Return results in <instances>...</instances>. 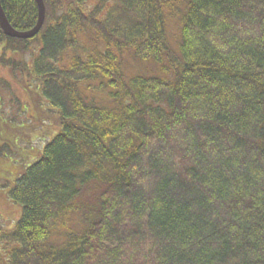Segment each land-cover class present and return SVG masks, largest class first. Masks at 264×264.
I'll return each instance as SVG.
<instances>
[{"label": "trees", "instance_id": "obj_1", "mask_svg": "<svg viewBox=\"0 0 264 264\" xmlns=\"http://www.w3.org/2000/svg\"><path fill=\"white\" fill-rule=\"evenodd\" d=\"M0 2L17 30L36 25L35 0ZM44 2L34 37L0 26L3 51L22 55L2 63L62 127L10 190L22 215L0 225V264H264V0ZM127 50L162 73L127 76Z\"/></svg>", "mask_w": 264, "mask_h": 264}, {"label": "rangeland", "instance_id": "obj_2", "mask_svg": "<svg viewBox=\"0 0 264 264\" xmlns=\"http://www.w3.org/2000/svg\"><path fill=\"white\" fill-rule=\"evenodd\" d=\"M18 13L20 14L19 11ZM179 29V19H170L169 38L175 48L178 44ZM92 33L90 32L95 37ZM85 41L89 45L91 37H85ZM36 46L37 43L34 44V47ZM79 54L86 57L84 48L79 50ZM32 55L31 52L25 54V57L31 60V65L34 59ZM3 57L7 59L3 61L6 64L9 59L20 61L22 55L12 54L11 50L4 52L3 47H0V146L7 144L0 154V225L8 229L12 228L22 215L21 205L10 199V190L27 167L41 157L43 145L57 135L62 127L58 111L45 99L35 80L3 64ZM122 60L129 77L136 74L158 75L163 71L162 64L136 58L132 50L122 52ZM92 91H87L88 95L96 96L103 102L109 101L105 94ZM104 190L105 185L97 181L81 187L78 202L87 217L85 222L97 217L100 196ZM74 218L76 221L73 225L83 219L77 215ZM1 247L0 245V253L3 250ZM94 254L99 256L97 251Z\"/></svg>", "mask_w": 264, "mask_h": 264}, {"label": "water", "instance_id": "obj_3", "mask_svg": "<svg viewBox=\"0 0 264 264\" xmlns=\"http://www.w3.org/2000/svg\"><path fill=\"white\" fill-rule=\"evenodd\" d=\"M35 1L38 5V20L36 25L28 31H18L11 25L9 19L7 18V14L0 2V25L6 35L19 38H32L40 32L46 18V6L44 0Z\"/></svg>", "mask_w": 264, "mask_h": 264}, {"label": "bare ground", "instance_id": "obj_4", "mask_svg": "<svg viewBox=\"0 0 264 264\" xmlns=\"http://www.w3.org/2000/svg\"><path fill=\"white\" fill-rule=\"evenodd\" d=\"M1 26V25H0Z\"/></svg>", "mask_w": 264, "mask_h": 264}]
</instances>
